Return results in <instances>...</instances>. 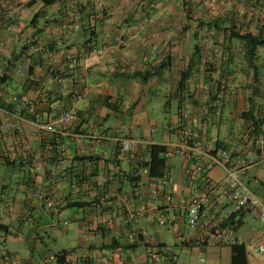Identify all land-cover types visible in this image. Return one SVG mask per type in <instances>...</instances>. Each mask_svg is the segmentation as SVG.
<instances>
[{
    "label": "crops",
    "instance_id": "0c3cea01",
    "mask_svg": "<svg viewBox=\"0 0 264 264\" xmlns=\"http://www.w3.org/2000/svg\"><path fill=\"white\" fill-rule=\"evenodd\" d=\"M188 3L197 14L186 15L178 0H0V256L24 264H152V249L177 255L179 264H231V246L199 243L203 226H186L194 188L183 156L168 159L167 202L150 194L152 178L117 154L115 137L126 132L145 159L151 145L179 142L182 108L204 150L227 149L235 164L261 158L247 170V185L264 201V145L247 138L264 103V47L249 64L227 29L243 18L250 28L264 24V0ZM230 4L245 17L228 13ZM69 108L78 118L62 132L37 126ZM208 174L216 181L225 172L214 166ZM211 202L208 220L231 215L247 264H264L247 249L264 242V224L234 212L221 195ZM140 204L149 212L134 227L115 218ZM163 216L171 223L158 225ZM70 221L75 237L58 258L46 242L69 238Z\"/></svg>",
    "mask_w": 264,
    "mask_h": 264
},
{
    "label": "built area",
    "instance_id": "2783aa9c",
    "mask_svg": "<svg viewBox=\"0 0 264 264\" xmlns=\"http://www.w3.org/2000/svg\"><path fill=\"white\" fill-rule=\"evenodd\" d=\"M57 106H53L55 109ZM1 111V108H0ZM177 126L179 127L180 140L176 144L167 145L164 157L169 159L176 155L183 156L185 166L183 173L186 182L194 188V193L190 196L185 204L184 217L188 230L190 232L196 230L199 225H202L205 232L199 236V243L211 244L213 242L228 246L245 244L234 232L229 225L231 215H223L216 221H209L207 213L212 207L211 198L215 195H221L229 200L234 206V212H246L253 215L261 224H264V201L261 200L248 187V169L262 162L259 156H246L234 163V158L227 149L216 151L215 154L211 151H206L202 148L198 133L192 129L185 127L184 121L186 114L182 108L177 113ZM78 113L76 109L69 108L65 110L58 121L54 124L38 123L37 126L51 133H59L76 121ZM258 121V136L257 143L259 146L264 145V103L261 111L257 116ZM124 131V126H121L117 132ZM123 133V132H122ZM115 141L118 144L120 154H123L128 161L136 164L143 157L138 152L136 146L137 140L130 137L128 132L123 135H117ZM220 167L224 170L225 175L221 180H213L209 176V171L214 167ZM139 171L147 175L148 168L141 167ZM169 185V178L163 176L155 178L150 183V194L153 196L163 195L165 201H172V194L164 190ZM143 189L140 184L134 188V195L141 197ZM108 200V195H103L98 201L103 204ZM149 209L146 205L140 204L135 209L126 208L125 210L115 214V218L132 227L143 218ZM208 220V221H205ZM170 218L163 216L157 220V224L164 226L170 224ZM132 240L136 236L133 231L129 235ZM248 251L258 257H264V242H249L247 244ZM146 256L152 264H179L178 256L172 253H159L155 250L148 249ZM0 264H24L18 259L10 256L0 258Z\"/></svg>",
    "mask_w": 264,
    "mask_h": 264
},
{
    "label": "trees",
    "instance_id": "16d2710c",
    "mask_svg": "<svg viewBox=\"0 0 264 264\" xmlns=\"http://www.w3.org/2000/svg\"><path fill=\"white\" fill-rule=\"evenodd\" d=\"M181 3V9L184 11L186 15L197 14V12H192L194 9L191 7V4L188 3V0H178ZM239 2H246V0H238ZM242 12L243 16L247 14L245 9H239L234 4H230L228 7V13H240ZM246 18H243V22L240 21L237 24L230 25L229 29L232 32V36L234 39L239 40L241 44L242 54L249 64H252L254 58L257 55V49L259 47H264V24L261 23L260 25L255 26V28H250L251 20L245 22ZM225 24V23H224ZM223 24V25H224ZM29 105V104H27ZM26 104H22L21 107L16 109V112L21 116L23 115V110ZM256 127L255 129L247 135V138L257 139L258 136V121H255ZM254 124V125H255ZM199 136V135H198ZM167 147L164 145H151L149 147V158H143L141 161L136 162V167L139 169L141 167L148 168V174L146 175L148 178L157 179L163 177L167 173L168 168V159L164 157V153L166 152ZM223 148H217L211 153L215 154L216 151L221 150ZM232 157H234L233 153L230 151ZM118 155H121L119 150L117 152ZM245 157V156H244ZM254 157V156H251ZM83 159V158H80ZM230 219V218H229ZM233 222H229V225L233 226ZM4 229V226L0 224V231ZM139 236H135L132 241L139 240ZM231 248V264H247V257H246V249L244 244L240 245H233ZM5 250V249H4ZM66 251H61L56 254V257L61 258L64 257ZM7 256L4 254L0 256L3 258ZM9 256V255H8Z\"/></svg>",
    "mask_w": 264,
    "mask_h": 264
},
{
    "label": "rangeland",
    "instance_id": "374dc122",
    "mask_svg": "<svg viewBox=\"0 0 264 264\" xmlns=\"http://www.w3.org/2000/svg\"><path fill=\"white\" fill-rule=\"evenodd\" d=\"M251 72L254 74V69H251ZM259 83L262 84V80ZM162 99L165 100V98H162ZM175 107H176V101H175L174 98H172L171 99V113L175 112ZM171 139H173V136H172ZM69 225H70L69 226V230H70L69 238L64 240V239L54 238L53 237V240H49V241L46 242L47 243V247L45 248L46 251L50 250V251H52L54 253H59V252H61L62 249L68 247L67 245H69L72 242V240L74 239V237H75V230H74L75 229V222L70 221ZM73 226H74V228H73ZM139 252L140 253L143 252V248L142 247L139 248Z\"/></svg>",
    "mask_w": 264,
    "mask_h": 264
}]
</instances>
